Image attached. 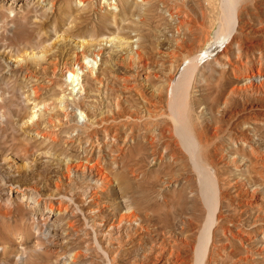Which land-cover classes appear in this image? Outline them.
Wrapping results in <instances>:
<instances>
[{"label": "rangeland", "instance_id": "1", "mask_svg": "<svg viewBox=\"0 0 264 264\" xmlns=\"http://www.w3.org/2000/svg\"><path fill=\"white\" fill-rule=\"evenodd\" d=\"M108 1L0 0V264H195L216 188L203 189L176 123L219 187L203 264H264V97L234 92L240 65L264 64V0H236L230 31L224 0ZM98 49L81 116L64 68ZM210 51L174 85L187 59ZM33 101L47 103L37 120ZM255 191L262 204L250 207Z\"/></svg>", "mask_w": 264, "mask_h": 264}, {"label": "bare ground", "instance_id": "2", "mask_svg": "<svg viewBox=\"0 0 264 264\" xmlns=\"http://www.w3.org/2000/svg\"><path fill=\"white\" fill-rule=\"evenodd\" d=\"M38 1V0H37ZM87 0H81V3L83 2H86ZM106 1V0H105ZM125 1V4L126 6H130L129 5V0H124ZM140 1H146V0H140ZM226 5H227V10H228V17H227V26L226 28H228V30L230 31V28H231V25H233L234 23L237 24L239 23V15H238V9H236L235 7V2L236 0H224ZM43 2V1H42ZM52 2V1H51ZM109 6H110V9H114V10H117L118 7V0H109ZM45 3H46V0H45ZM53 3V2H52ZM104 3V2H103ZM178 11V10H177ZM181 13V12H180ZM226 24V23H225ZM225 32V28H222L218 33H217V36H216V40L215 41H218L220 39H224L225 35H223V33ZM232 35V34H231ZM229 36V43L226 44V46L224 47L225 48V55H227V51L229 49V46L228 44H231V42H234L235 40V37H234V34L232 36ZM228 36V35H227ZM223 37V38H222ZM112 41H116V39L114 38H111ZM225 43V40L223 42V44ZM107 45H112V44H107ZM218 45V44H216ZM249 47V46H248ZM250 50V49H249ZM261 52V51H260ZM213 53H215L214 51H210V52H205L203 54H198V55H195L189 59H187L186 61V67L182 70V72L180 73V75L175 79V78H172V81L175 80V84L174 85H180V81L182 80V77H186V74L191 70L193 69V66L195 67L196 65H198L202 60L203 58H205L206 56H209V55H212ZM260 59L255 61L253 60L251 63H252V66L250 68H247L243 71L244 69V66L241 68L242 65H240V67H238V71L239 73L236 75L237 78H240V86L238 87V90H235L234 92L236 93V95L238 96H243V95H249L251 94L252 96H255V97H264V64L262 63V60H263V57H259ZM238 62V61H237ZM221 63V62H219ZM233 63V62H232ZM238 65V64H237ZM235 74V73H234ZM187 77H188V74H187ZM71 79H77V75H71ZM180 80V81H179ZM187 82V80H186ZM178 86H173V87H178ZM237 86V85H236ZM235 87V86H234ZM174 89V88H173ZM176 89V88H175ZM174 93V91H173ZM172 93V95H173ZM64 98H60L58 99L59 100V106H61L62 108L64 107V105H66V107H68L66 113L67 115L68 114H71V113H75L77 114L76 111L74 112H69V102H63L62 103V100ZM72 99V98H71ZM75 99V98H74ZM258 100V99H257ZM33 104V107H32V115L30 117L33 118V120H37L39 119V117L41 116V114L43 113V109H46V104L47 103H44L43 105L39 104V102L37 101H33L32 102ZM74 105H75V108L79 111V113L82 115H85V112L83 110H81L82 106L80 104V101H77V99H75L74 101ZM249 105V104H248ZM74 108V107H72ZM71 108V109H72ZM253 110H258L257 112H255L253 114L254 118L255 119H259L258 117V113H260L262 110L260 107H257V106H252L251 107ZM70 109V110H71ZM247 109V108H246ZM173 113V112H172ZM263 113V112H261ZM81 116L79 117L78 115V118L79 119H82ZM84 117V116H83ZM70 117H67L66 119H69ZM84 119V118H83ZM187 119V118H186ZM250 119V118H249ZM32 120V121H33ZM261 120L263 121L264 118H261ZM256 121V120H255ZM259 121V120H258ZM261 121V123H262ZM187 122V121H186ZM176 127H175V131L176 133L181 137V140H182V143L184 145V147L188 150V152L190 153V155L192 156V161L194 163V165L196 166L197 170L199 171V173L201 174V177H202V182H203V189L204 187H206L207 189L206 190H209L211 189L214 185H213V182L212 180L214 181V184H215V188H216V191L215 193H217V182L214 180L213 178V174L211 173L210 169L208 168V166L205 164V162L201 159V156H199L198 154H201L200 153H197L196 151L198 149H193L196 147V143H195V138L193 136H191V134L187 133V130H185L184 127H180L179 123H176ZM250 133V132H249ZM37 135H40V134H37ZM43 138L45 139H50L52 141H55V137L52 136V134L50 133H43L41 135ZM251 138V137H250ZM148 139V138H147ZM245 138H240V141L241 140H244ZM248 138H246L247 140ZM198 141V140H197ZM248 141V140H247ZM174 142V141H173ZM244 142V141H242ZM249 142V141H248ZM199 144V143H198ZM247 144V143H246ZM195 145V146H194ZM181 146V145H180ZM194 146V147H193ZM209 147V146H208ZM175 148V147H174ZM204 148V147H203ZM201 148V149H203ZM184 149V148H183ZM200 149V148H199ZM192 150V151H190ZM200 151V150H199ZM208 152V151H207ZM253 152V150H252ZM209 153V152H208ZM263 153V152H262ZM260 153H258L257 155H259ZM208 155V154H207ZM261 155V154H260ZM264 155V154H263ZM258 157V156H256ZM261 157V156H260ZM259 157V158H260ZM205 158V157H204ZM224 158V157H223ZM222 158V159H223ZM263 158V157H262ZM206 159V158H205ZM208 159V158H207ZM210 160V158H209ZM208 161V160H207ZM211 162V160H210ZM213 162V161H212ZM219 162V161H218ZM217 162V163H218ZM83 163V162H82ZM81 164V163H80ZM212 165V164H211ZM82 166V165H80ZM71 168L72 167H69L68 171L70 172L71 171ZM83 168L85 169V173L89 172V175L91 177V179L93 180H96L97 182H95V185L97 184H100V185H103L107 182V178L105 176V174L103 173V171H101V168L100 169H97L95 166L91 165H83ZM238 168V167H237ZM241 168V167H240ZM74 169V168H73ZM79 168H76V173H79ZM241 170V169H240ZM215 171V170H214ZM74 172V173H75ZM83 172V171H82ZM72 173V172H71ZM73 173V174H74ZM199 174V175H200ZM72 175V174H71ZM75 175V174H74ZM221 176V175H220ZM201 179V178H200ZM85 181V180H83ZM226 181V180H225ZM87 182V181H86ZM202 184V183H201ZM244 184V183H243ZM239 186V185H238ZM246 186V184L244 185ZM201 187V188H202ZM246 189V187H244ZM213 189V188H212ZM202 190V189H201ZM241 190V189H240ZM248 190V188H247ZM260 191V190H259ZM215 193L214 194H211L210 192H208V194L205 196L206 200L207 201H212L211 204H212V209L210 207L209 209V216H208V221L207 223L205 224L202 232L199 234V237L197 239V242L194 246V262L195 264H203V262H206L204 261L207 257V255L210 254V251L212 250L211 247L212 245L216 242V234L218 232V229L220 228V225H219V222L217 224L216 223V216L218 214V209H219V206H220V203H219V200L218 197L216 198L215 196ZM95 187H91L90 189H88V192H87V195L90 199H95ZM220 194V193H219ZM221 195V194H220ZM225 197V196H224ZM222 199V198H221ZM205 200V201H206ZM206 201V202H207ZM246 203V205L250 206V207H253V206H261V197L259 196V194L255 191V192H252L251 193V196L250 198H248L247 200L244 201ZM243 202V203H244ZM240 204V203H239ZM214 206V207H213ZM126 217L129 218V220L132 219L133 217V214L131 213V211L125 215V218L122 219V222L126 219ZM264 218V217H263ZM234 220V219H233ZM264 221V220H263ZM206 222V221H205ZM242 223V222H241ZM237 224V223H236ZM242 225V224H241ZM222 229L225 231L226 228L225 227H222ZM239 233V232H238ZM225 234V233H224ZM252 236V235H251ZM243 237V236H242ZM240 238V237H239ZM176 241V240H175ZM171 244V243H170ZM175 247V246H174ZM180 247V246H179ZM169 248V247H167ZM175 249V248H174ZM222 249V248H221ZM230 252V251H229ZM162 253V252H161ZM242 253V252H241ZM161 255V254H160ZM163 257V255H162ZM165 257V256H164ZM171 257V256H170ZM173 257V256H172ZM208 258V257H207ZM242 258V257H241ZM159 259V258H158ZM164 260V259H163ZM173 260V259H172ZM183 260V259H182ZM177 261V260H176ZM184 261V260H183ZM235 262V261H234ZM247 262V261H246ZM171 263V262H169ZM176 263V262H175ZM174 263V264H175ZM242 263V262H241ZM158 264V263H156ZM173 264V263H172ZM194 264V263H193Z\"/></svg>", "mask_w": 264, "mask_h": 264}, {"label": "built area", "instance_id": "3", "mask_svg": "<svg viewBox=\"0 0 264 264\" xmlns=\"http://www.w3.org/2000/svg\"><path fill=\"white\" fill-rule=\"evenodd\" d=\"M101 49L86 54L83 50L76 54L75 60L70 66L64 68V77L68 88V94H72L73 100L77 99V95L85 89L84 82L89 72L102 64ZM71 75H77V79H71ZM75 98V99H74Z\"/></svg>", "mask_w": 264, "mask_h": 264}]
</instances>
